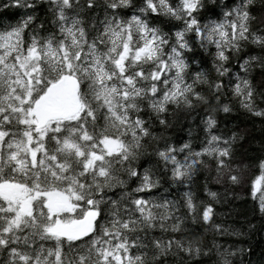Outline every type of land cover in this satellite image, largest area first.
I'll return each mask as SVG.
<instances>
[{
    "label": "clouds",
    "instance_id": "obj_1",
    "mask_svg": "<svg viewBox=\"0 0 264 264\" xmlns=\"http://www.w3.org/2000/svg\"><path fill=\"white\" fill-rule=\"evenodd\" d=\"M0 264H264V0H0Z\"/></svg>",
    "mask_w": 264,
    "mask_h": 264
}]
</instances>
